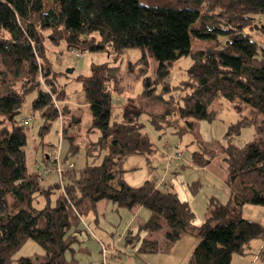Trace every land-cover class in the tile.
<instances>
[{
	"label": "trees",
	"instance_id": "1",
	"mask_svg": "<svg viewBox=\"0 0 264 264\" xmlns=\"http://www.w3.org/2000/svg\"><path fill=\"white\" fill-rule=\"evenodd\" d=\"M192 37L216 44L191 50ZM219 38L224 39L220 46ZM46 42L79 52L106 51L114 62L126 49L139 47L141 55L128 65L136 69L141 95L164 104L162 112L148 111L157 131L173 125L179 136L192 133L199 142L195 120L216 118L218 110L210 108L215 99L244 103L263 115L228 126V135L245 125L254 127L253 138L243 145L202 146L186 157L188 166L203 167L222 155L227 202L210 198L205 219L195 224L188 202L175 191L149 181L138 187L124 181L122 158L157 146L139 120L143 109L128 105L119 119L111 120L112 94L123 90L116 64L92 62L89 75L77 76L90 110L88 131L98 135L85 142L81 167L68 162L78 150L68 127L80 118L73 114L77 108L58 105L66 93L55 83L58 72ZM187 55L191 63L184 77L170 84L172 63ZM32 92L40 136L60 119V139L71 140L60 155L61 177L55 172L51 182L41 172L28 171L25 162L27 126L17 115ZM69 116L76 120L64 122ZM48 162L49 155L44 156L41 169ZM199 187L195 181L189 189L196 194ZM54 189L59 193L52 201ZM40 197L45 203L37 208L33 203ZM103 199L117 208L149 211L137 230L128 228L125 236L137 256L167 253L188 234L198 241L186 264H230L252 240H264V225L243 215L245 204L264 206V0H0V264H79L66 253L75 251L82 213L95 212ZM159 229L162 241L141 236ZM28 239L43 248L41 260L14 258Z\"/></svg>",
	"mask_w": 264,
	"mask_h": 264
},
{
	"label": "rangeland",
	"instance_id": "2",
	"mask_svg": "<svg viewBox=\"0 0 264 264\" xmlns=\"http://www.w3.org/2000/svg\"><path fill=\"white\" fill-rule=\"evenodd\" d=\"M252 34H255L252 31ZM223 38H219L220 46ZM51 56L52 68L58 72L55 77V83L59 87H63L66 96L63 100L58 101L59 107L69 106L70 108H77V112L73 113L80 120L76 122L73 127H68L69 133L74 136L73 143L77 144L78 150L75 154L68 157V162L74 163L76 167H81L84 163V145L88 138L95 139L98 132H90L89 125L90 110L84 101L81 83L77 79L79 74L89 75L90 65L92 62H108L119 66L120 84L123 90L120 93L112 94L111 104V120L119 119L122 115L124 107L130 105L143 109V113L139 116V120L144 122V131L149 136L150 140L157 146L155 151L163 153L165 156L173 154L176 159H169L167 162L183 163L189 153L193 150H200L202 146L205 147H219L227 141L233 142L237 145H243L245 142L251 140L254 135V127L252 125H245L240 129L238 134H227L228 126L243 117L255 116L260 119L262 116L257 112L252 111V108L244 103L237 104L236 102L229 103L223 99H215L211 102L210 108L218 110L216 118L212 121L195 120L196 130L199 134V142H197L192 133H186L179 136L174 130L175 126H169L165 129L157 131L148 121V111L162 112L164 104L156 99H150L141 95L142 86L140 80L136 77V69L130 70L129 63L134 62L140 55L141 49L133 47L126 49L119 61H112L103 52H79L76 50H68L64 43L54 47L46 42ZM216 44L214 40H202L195 37L191 38V50L204 49L207 46ZM190 56H184L175 60L170 68L168 80L170 84H176L184 77L185 69L190 65ZM135 66V65H134ZM34 92L26 96V102L17 118L25 123L27 126V142H26V166L30 172H41L42 158L45 155L53 153L57 149L60 140V155L64 153L68 147L70 139H60V119L52 122L50 129L43 137L38 133L41 118L37 112H33L31 108V100L34 97ZM69 115V114H68ZM67 115V116H68ZM176 116L170 117V121L176 122ZM74 117L64 119V122L75 121ZM192 120V119H191ZM183 124V121H180ZM69 135V134H68ZM41 140L43 142H41ZM180 153L181 156H177ZM60 157V156H59ZM179 158V159H177ZM150 162V161H149ZM148 162V164H149ZM160 163H152L155 166L153 171L162 176L164 173L165 163L163 161H156ZM151 169V168H150ZM140 171L142 169H139ZM169 174L173 170V166L167 167ZM185 172H189L188 170ZM46 182L54 180V172L44 175ZM54 194L51 199L59 193V189H54ZM45 200L40 197L39 201H34L33 205L37 208L43 206ZM53 203V202H52ZM149 211L140 207L139 211L127 210L124 208H117L112 205L110 201L103 199L97 203L95 212L88 211L82 213L80 231L75 232V241L72 247L74 252L67 251L66 256L69 258L71 254L77 259L79 264H102L103 251L105 258L111 264H174L173 261H178L183 256L190 254L189 246L185 238L198 237L193 235H184L182 237L180 246L176 247L171 254L173 259H165L167 255L159 254L158 257H149V255L141 254L137 256L134 253L136 246L126 244L125 236L127 229L131 228L136 231L138 225L144 222L148 217ZM147 233L141 232V236H146ZM152 238L159 241L163 239V230L150 232L148 234ZM112 252V253H111ZM188 254V256H190ZM20 256L30 257L34 260H41L44 257L43 248L34 240L28 239L26 243L14 254V258ZM143 258V259H142ZM161 258V259H159ZM162 260V261H161ZM11 264H17V261H12Z\"/></svg>",
	"mask_w": 264,
	"mask_h": 264
},
{
	"label": "crops",
	"instance_id": "3",
	"mask_svg": "<svg viewBox=\"0 0 264 264\" xmlns=\"http://www.w3.org/2000/svg\"><path fill=\"white\" fill-rule=\"evenodd\" d=\"M261 116V118H263V115ZM255 118L257 120L261 119H258L257 117ZM169 159L171 161V159H176V157L173 154L165 156L163 153L155 150L144 154H127L122 158L121 161V166L124 171V181L132 187H138L143 182L149 181L156 187H168L171 190L175 191L181 200L188 202L190 208L194 213L195 224H199L205 219L206 206L210 198H214L220 203L227 202V200L229 199V190L227 184L225 183L226 164L223 161L222 155H216L203 167L188 166L187 160H185V162L183 163L167 162L169 161ZM156 161H163L165 163L163 171L164 173H166L162 176H158L153 171V168H156L155 166H151L153 162L161 164V162ZM183 164L187 167H184ZM169 166H173L174 170L171 171V175L169 174V170H167V167L169 168ZM139 169L142 170L140 171ZM187 170L189 172H185ZM195 181L200 182V187L197 190L196 194H192L189 186L192 182ZM139 210L140 207L134 209V211ZM243 215L250 221L264 225V206L245 204L243 206ZM148 234L146 236L150 237ZM181 239L175 242L167 253H147L146 255H149V257H158L159 254H162L167 255L165 259H171L173 257L171 254L173 253L175 248L180 246V243H182L181 241L183 240ZM185 239L188 243V245L186 244V246H189L191 254L193 247L197 243V239ZM188 254L189 253H187V255L183 256V258H181V260H178L177 262L173 261L174 264H186L189 257ZM230 264H264V240H252L249 248L244 253L233 255Z\"/></svg>",
	"mask_w": 264,
	"mask_h": 264
},
{
	"label": "built area",
	"instance_id": "4",
	"mask_svg": "<svg viewBox=\"0 0 264 264\" xmlns=\"http://www.w3.org/2000/svg\"><path fill=\"white\" fill-rule=\"evenodd\" d=\"M60 142L58 143L57 145V149L55 151H53V153L49 154V164L48 166H46L45 168L41 169V173L43 175H46L50 172H56L59 177H61V164H60ZM178 155V154H177ZM70 166V165H69ZM102 251H103V259H102V264H111L110 261H108L106 258H105V255H104V248H102Z\"/></svg>",
	"mask_w": 264,
	"mask_h": 264
}]
</instances>
